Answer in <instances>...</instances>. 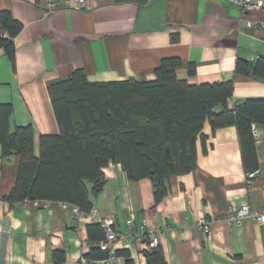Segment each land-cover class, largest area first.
<instances>
[{
  "label": "crops",
  "instance_id": "1",
  "mask_svg": "<svg viewBox=\"0 0 264 264\" xmlns=\"http://www.w3.org/2000/svg\"><path fill=\"white\" fill-rule=\"evenodd\" d=\"M258 1L261 9L241 12L227 0H92L83 11L69 0L46 13L41 0H0V11L22 25L13 38V60L0 47V104L11 106L9 129L30 125L38 156L40 135L59 132L47 82L75 69L92 82L154 80V69L167 57L179 58L175 74L190 85L231 80L229 106L264 98L263 79L235 71L238 59L253 66L264 57V0ZM254 125L260 170L254 178L246 177L255 168L243 164L235 126L212 132L205 122L195 166L169 177V192L157 204L148 178L128 180L118 163L102 168L101 191L89 190L95 216L113 215L114 229L122 233L128 232V212L134 233L147 220L156 231L146 238L161 246L167 264H264V222L233 218L244 204L264 207V125ZM18 165L19 156L3 158L0 147V264H54V250L64 251L61 264H107L87 257L99 240L87 231L95 222L86 213L76 218L55 201L43 207L5 200ZM143 238L118 240L113 251L126 250L131 264H146ZM113 264H126V258L115 255Z\"/></svg>",
  "mask_w": 264,
  "mask_h": 264
},
{
  "label": "trees",
  "instance_id": "2",
  "mask_svg": "<svg viewBox=\"0 0 264 264\" xmlns=\"http://www.w3.org/2000/svg\"><path fill=\"white\" fill-rule=\"evenodd\" d=\"M21 28L9 11H0V47L12 60L13 38ZM180 65L177 57L161 59L154 80L149 81L92 82L82 69H75L47 82L59 132L40 135L38 156L33 154L31 126L11 131V106L0 104L1 156H19L17 178L5 200L69 202L86 213L92 208L89 190L96 194L105 183L102 168L118 163L128 180H150L157 204L169 192V177L188 173L195 166V145L197 139L204 140L201 130L205 122L212 132L234 125L243 164L255 168L252 124L264 125V98H246L229 106L231 80L190 85L177 78ZM235 71L264 80V57L251 67L238 59ZM188 72L192 74L193 67ZM87 229L99 241L103 239L99 223L89 224ZM143 237L148 242L146 234ZM114 255H124L126 264L132 263L126 250ZM144 255L146 264H167L160 245H152ZM52 256L54 264L65 258L61 250H54ZM87 257L106 259L108 251L97 247Z\"/></svg>",
  "mask_w": 264,
  "mask_h": 264
},
{
  "label": "built area",
  "instance_id": "3",
  "mask_svg": "<svg viewBox=\"0 0 264 264\" xmlns=\"http://www.w3.org/2000/svg\"><path fill=\"white\" fill-rule=\"evenodd\" d=\"M69 0H41L42 6L46 13H51L54 9H56L57 5L61 2H65ZM92 0H74V7L78 9L79 11L88 10L91 9V2ZM230 2L236 9H238L241 12L246 11H255L262 8V4L258 0H227ZM254 23L248 22L247 26L251 27V25ZM252 130L254 136L258 134L257 127L252 124ZM260 170L258 168H255L251 171L246 172V177L249 179L254 178ZM29 201H32L36 205H40L43 207H47L51 204V201L49 200H23L24 203H27ZM60 207L70 211L76 218H79L80 215H82L84 212H82L78 206L71 204L69 202H56ZM88 218L93 221L97 222L101 225L104 232V237L100 241H98L97 247L101 250L108 251V257L105 259L107 264H113L115 255L113 251V247L115 242L118 240H125L128 241L129 239H136L141 240L142 237L146 235H152L156 229L153 228L147 220H144L139 232H132L131 228L134 226V214L132 212H128L125 217V224L128 227L127 233H122L114 229V216L108 215L106 217H96L97 214L96 209L93 207L86 212ZM244 216H249L253 220H255L257 223H263L264 222V207H261L260 209H251L249 205L244 204L242 205L238 211L235 213L233 218L237 220V222H240L241 219ZM200 224L202 225V228L207 231L209 229V224L201 218L199 220ZM144 250L150 249V247L153 245V242L150 240L148 242L144 241Z\"/></svg>",
  "mask_w": 264,
  "mask_h": 264
},
{
  "label": "water",
  "instance_id": "4",
  "mask_svg": "<svg viewBox=\"0 0 264 264\" xmlns=\"http://www.w3.org/2000/svg\"><path fill=\"white\" fill-rule=\"evenodd\" d=\"M249 65L252 66V61H249Z\"/></svg>",
  "mask_w": 264,
  "mask_h": 264
}]
</instances>
